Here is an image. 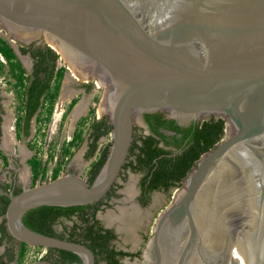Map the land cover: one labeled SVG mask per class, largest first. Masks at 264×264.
<instances>
[{"label":"water","instance_id":"water-1","mask_svg":"<svg viewBox=\"0 0 264 264\" xmlns=\"http://www.w3.org/2000/svg\"><path fill=\"white\" fill-rule=\"evenodd\" d=\"M0 20L24 43L42 32L82 76L97 78L105 87L100 109L111 124L108 155L91 184L69 170L18 193L0 188L13 238L96 264L90 247L30 229L22 215L38 206L103 198L129 154L135 117L160 111L188 125L214 116L225 120L224 136L200 155L158 214L151 236L155 259L147 264L166 263L168 238L179 230L186 233L170 258L174 264L225 259L227 245L212 257L202 252L195 200L218 159L237 148L235 233L246 264H264V0H0ZM11 45L20 58L18 45ZM29 264L54 263L37 258Z\"/></svg>","mask_w":264,"mask_h":264},{"label":"trees","instance_id":"trees-1","mask_svg":"<svg viewBox=\"0 0 264 264\" xmlns=\"http://www.w3.org/2000/svg\"><path fill=\"white\" fill-rule=\"evenodd\" d=\"M18 48L21 54H29L31 57L30 69L24 67L10 42L0 36V56L2 57L0 75L7 76V81L12 88L15 99V136L21 139L30 137L33 119L36 134H39L42 125L49 122L62 87L66 66L64 64L57 66L59 55L48 45L31 43L20 45ZM83 87L89 91L91 83L83 84ZM95 99L98 100V98ZM77 101L76 97L70 100L62 114V119ZM2 112L0 104V121ZM90 115H92L91 121L87 128V117H80L72 136L59 145L50 180L61 174V169L66 166L85 139L84 158L90 161L84 176L88 184L95 180L110 147V141L99 146V140L110 133L111 124L107 115L96 118L94 107L90 110ZM144 121L148 132L137 133L134 128L129 154L122 166V171L130 169L141 173L138 199L145 205L154 191L167 193L173 187L182 186L183 180L195 166L200 155L214 147L224 136L226 126L224 119L214 116L193 120L188 125H180L160 111L144 113ZM29 147L33 149L35 144H29ZM53 153L49 154L52 159H54ZM2 157L6 163V157L4 155ZM26 162L31 171V186L35 185L39 178L44 181L47 161L39 156V149H35ZM122 179L124 180L125 176ZM121 186L120 183H114L103 198L90 204L44 205L31 208L22 215V221L35 231L85 244L93 250L96 264H122L119 262L121 256H139L140 251L130 253L115 249L112 242L116 239V233L113 228L105 227L98 217V212H103L106 207L112 206L105 199L120 196L115 191ZM10 187L6 184L3 188ZM19 191H21L20 186L13 187L14 193ZM7 203L8 198L0 195V244L6 238L9 241L13 239L5 225L4 213ZM19 244L17 253L12 248H8V252H5L6 260H3L2 255L0 256V264H10L13 260H16L15 264H29L24 262V259L27 248L31 246L24 242ZM32 248L43 249V247ZM42 258L54 264L83 263L77 253L57 248H48Z\"/></svg>","mask_w":264,"mask_h":264},{"label":"rangeland","instance_id":"rangeland-1","mask_svg":"<svg viewBox=\"0 0 264 264\" xmlns=\"http://www.w3.org/2000/svg\"><path fill=\"white\" fill-rule=\"evenodd\" d=\"M0 36L5 37L12 44L24 43L19 39L14 38L12 34L5 28L4 23L0 20ZM37 41V39H35ZM47 40V39H46ZM34 41V40H33ZM39 41V40H38ZM49 44H52L47 40ZM40 43V42H37ZM18 47V46H17ZM56 52H58L59 58L57 60V66L64 64L66 66L65 76L63 78V84L59 92L57 101L55 102L54 109L49 122L41 126V131L36 134V125L34 119L31 125V134L26 139H16L12 150L8 149L15 158L19 160V167L14 163H10V167H4L0 164V183L10 182L9 175L16 172L17 182L20 186L31 185V171L26 162L29 159L35 149H39V156L47 161V173L44 181L41 178L37 179L36 184H40L50 180L51 169L55 166V157L58 151L59 145L72 136L76 122L82 116L87 117L86 128L91 121L90 110L94 107L96 118L105 115L102 114L100 109V102L104 93L105 87L95 77L82 76L81 73L76 71L73 65L61 54L59 49L51 46ZM0 59L2 57L0 56ZM23 64L29 69L30 58L28 55L21 54L20 56ZM91 83L89 91L83 87V84ZM11 85L7 81V76L0 75V94L2 96L3 106L5 108V125L10 127V130L14 134V106L15 99L12 93ZM76 97L78 101L76 105L67 112V115L62 119L63 112L67 109V106L72 98ZM95 98H98L96 100ZM90 115V116H89ZM135 132L147 133V127L143 118L138 116L134 119ZM86 136V133H85ZM14 141V140H13ZM110 141V134L102 137L99 140V146ZM29 144H35V147L30 148ZM55 149V151H54ZM86 150V139L81 146L75 150L73 156L61 169V174L69 170H73L76 173H80L81 177L85 178V171L87 170L90 160L84 158ZM54 152V153H53ZM54 154V159L49 157V154ZM11 161V160H10ZM8 170V172L6 171ZM60 174V175H61ZM125 176L123 180L122 177ZM141 173L138 171H132L130 169L120 172L117 182L122 184L118 189L120 196L112 201V206L108 207L103 212H98V217L101 219L105 226L115 225L118 232H120L119 239L116 241V245L122 248H139L141 251H145L146 247L144 243L147 238H150L151 230L154 226L155 220L160 213L171 201H173L178 192L183 188L182 186L173 187L167 193L162 191H154L151 194L150 201L147 204H142L137 200L139 194V178ZM18 240L13 238L9 242V246L16 245ZM42 249L37 251H31L27 256L29 260L37 258L38 254L42 253ZM133 262H138L134 260ZM128 264H132L133 263ZM143 262V261H142ZM239 264V263H236ZM241 264V263H240Z\"/></svg>","mask_w":264,"mask_h":264},{"label":"bare ground","instance_id":"bare-ground-1","mask_svg":"<svg viewBox=\"0 0 264 264\" xmlns=\"http://www.w3.org/2000/svg\"><path fill=\"white\" fill-rule=\"evenodd\" d=\"M49 41L64 56L60 48L51 40ZM50 46L52 45L50 44ZM4 128L6 133V141L4 142L7 145H11L13 137L10 127L6 125ZM237 152L238 148L218 159L200 185L195 200V215L200 235V248L205 256L212 257L216 252H219L222 248L225 234L230 232L229 243L231 247L237 250V254L227 261L226 264H246L242 248L235 233L233 201H231ZM176 233L175 238L168 235L169 243L166 249L165 264H174L170 258L176 253L179 241L186 232L179 230ZM190 264H197V259L191 257Z\"/></svg>","mask_w":264,"mask_h":264},{"label":"flooded vegetation","instance_id":"flooded-vegetation-1","mask_svg":"<svg viewBox=\"0 0 264 264\" xmlns=\"http://www.w3.org/2000/svg\"><path fill=\"white\" fill-rule=\"evenodd\" d=\"M35 34H34V36H32L31 35V37H30V39L29 40H31L29 43L27 42V43H18V47L20 46V45H29V44H31V43H33L34 45H41V46H43V45H48V46H50V44L47 42V40H49V39H47L44 35H43V33L42 32H40V31H35L34 32ZM36 35V36H35ZM34 39H37V41L36 40H34ZM47 39V40H46ZM34 40V41H33ZM39 40V41H38ZM9 41V40H8ZM10 42V41H9ZM37 42H40V43H37ZM10 44H11V42H10ZM52 45V44H51ZM54 46V45H53ZM55 47V46H54ZM52 48V47H51ZM56 48V47H55ZM57 49V48H56ZM25 55H28V57L30 58V61L32 62V59H31V57L29 56V54H25ZM23 63V62H22ZM24 65V64H23ZM24 67H25V65H24ZM2 96H1V94H0V104H1V107H2V114H1V121H0V164H2V165H4V167H8L9 165H10V163L12 162V163H14L17 167H19V165H20V163H19V160H18V158H15V156L8 150V149H10V150H12V145H14V142H15V138H16V136H15V129H14V134H13V132H12V137H13V143L11 144V145H7V144H5V142L4 141H6V133H5V128H4V126H6L4 123H5V113H6V111H5V108H4V106H3V102H2ZM141 117L143 118V120H144V114H141ZM14 118H15V116H14ZM15 120V119H14ZM14 123V122H13ZM15 137V138H14ZM17 139V138H16ZM21 139H26V138H21ZM2 155H4L5 157H6V163L4 162V159H3V157H2ZM11 160V161H10ZM10 167V166H9ZM7 172H8V170H6ZM73 171V170H72ZM121 171H122V169H121ZM120 171V172H121ZM9 179H10V182H1L0 183V188H2V189H4L3 187L7 184V186H9L10 187V185H11V187L10 188H8L7 190H10V189H12L13 190V187L14 186H20L19 184H18V182H17V175H16V172L14 171V173H12V174H10L9 175ZM115 183H118L117 182V180H116V182ZM21 188H22V186H20ZM119 189V188H118ZM118 189H116V193H119L120 194V192H119V190ZM139 193H140V189H139ZM0 195H2V194H0ZM139 195V194H138ZM151 197V196H150ZM116 198H114V197H109L108 199H105V200H107L108 201V203L109 204H112V201L113 200H115ZM137 200L139 201V199H138V197H137ZM151 199H149V201H150ZM148 201V202H149ZM231 201H233V200H231ZM230 201V202H231ZM140 202V201H139ZM172 202V201H171ZM102 206H104V205H102ZM108 207H106V209H107ZM105 209V210H106ZM1 219V218H0ZM105 226V225H104ZM105 227H110V228H113V230H114V232L116 233V239L115 240H113V244L115 245V249H117V250H123V251H126V252H130V253H135V252H137V251H140V253H139V256H129V255H125V256H121L120 257V259H119V262L120 263H122V264H128V263H131V261L133 262L134 260H137L138 262H133L132 264H147V262H149L150 260H154L155 259V256H154V254H153V251H152V246H151V236H152V230H151V235H150V238H147V240L146 241H149L148 242V244L147 243H144V245H145V247H146V250L145 251H141V249H140V247L139 248H130V247H127V248H122V247H118L117 245H116V241L119 239V236H120V232H118V230H117V228H116V226L115 225H113V226H105ZM8 232V231H7ZM229 235H230V232H227L226 234H225V236H224V240H223V244H222V247H223V245H226L227 244V253H226V256H225V259L223 260V259H221V258H218L215 262H214V264H226V262L227 261H229L232 257H235L236 256V254H237V250L235 249V248H233V247H231V245H230V243H229ZM9 240H8V238H6V239H4L3 240V242L0 244V245H2V244H4V247H5V249H4V253H3V260H6V258H7V255H5V252H8V248H10L9 246H8V244H9ZM229 243V244H228ZM43 251H42V256L46 253V251H47V249H45V248H43L42 249ZM231 252V253H230ZM42 256L40 257V258H42ZM46 259V258H45ZM143 261V262H142ZM188 264H190V260H189V262H188Z\"/></svg>","mask_w":264,"mask_h":264},{"label":"crops","instance_id":"crops-1","mask_svg":"<svg viewBox=\"0 0 264 264\" xmlns=\"http://www.w3.org/2000/svg\"><path fill=\"white\" fill-rule=\"evenodd\" d=\"M98 118H99V117H98ZM19 245H20V244H19V241H18V243H17L16 245H12V247H10L9 244H8V246H9L10 248H12V250H14L15 253H17V251H18ZM4 249H5L4 244L0 245V256H1V255L3 256ZM34 250L37 251V249L32 248V247H31V248H27L24 262H28V263H30V262L33 261V260H29L27 255H28L31 251H34ZM34 258H38V256H37V257H34ZM34 260H35V259H34ZM15 262H16V260H13V262L11 261L10 264H15Z\"/></svg>","mask_w":264,"mask_h":264},{"label":"built area","instance_id":"built-area-1","mask_svg":"<svg viewBox=\"0 0 264 264\" xmlns=\"http://www.w3.org/2000/svg\"><path fill=\"white\" fill-rule=\"evenodd\" d=\"M110 134V133H109ZM42 256V254H38V258H40Z\"/></svg>","mask_w":264,"mask_h":264}]
</instances>
